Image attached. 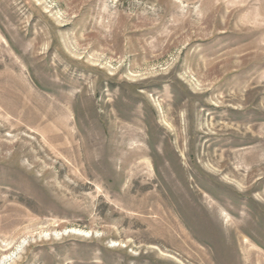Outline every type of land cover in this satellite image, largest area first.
Returning a JSON list of instances; mask_svg holds the SVG:
<instances>
[{"label": "rangeland", "instance_id": "obj_1", "mask_svg": "<svg viewBox=\"0 0 264 264\" xmlns=\"http://www.w3.org/2000/svg\"><path fill=\"white\" fill-rule=\"evenodd\" d=\"M0 264H264V0H0Z\"/></svg>", "mask_w": 264, "mask_h": 264}]
</instances>
